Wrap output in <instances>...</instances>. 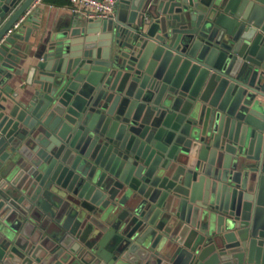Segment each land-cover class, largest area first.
Here are the masks:
<instances>
[{"label":"water","instance_id":"1","mask_svg":"<svg viewBox=\"0 0 264 264\" xmlns=\"http://www.w3.org/2000/svg\"><path fill=\"white\" fill-rule=\"evenodd\" d=\"M0 0V264H264V0H117L63 25Z\"/></svg>","mask_w":264,"mask_h":264},{"label":"built area","instance_id":"2","mask_svg":"<svg viewBox=\"0 0 264 264\" xmlns=\"http://www.w3.org/2000/svg\"><path fill=\"white\" fill-rule=\"evenodd\" d=\"M41 0H34L26 12L20 17V19L13 25L12 28L8 30L11 32L13 29L17 28L20 22L31 12V10L37 6ZM73 4H79L84 9V14L89 18H99L105 19L110 17L117 5V0H70Z\"/></svg>","mask_w":264,"mask_h":264},{"label":"crops","instance_id":"3","mask_svg":"<svg viewBox=\"0 0 264 264\" xmlns=\"http://www.w3.org/2000/svg\"><path fill=\"white\" fill-rule=\"evenodd\" d=\"M41 7V16L45 19L49 12L55 13V21L63 25L71 19L73 11H83L79 4H73L70 0H41L38 4Z\"/></svg>","mask_w":264,"mask_h":264}]
</instances>
